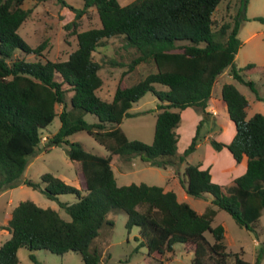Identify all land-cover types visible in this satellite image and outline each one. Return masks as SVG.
<instances>
[{
	"label": "trees",
	"instance_id": "1",
	"mask_svg": "<svg viewBox=\"0 0 264 264\" xmlns=\"http://www.w3.org/2000/svg\"><path fill=\"white\" fill-rule=\"evenodd\" d=\"M25 0H0V193L22 184L41 190L51 200L71 194L72 203L59 202L70 216L66 221L52 208H42L33 201H20L0 229L9 239L0 245V264H20L18 251L27 247L33 252L46 250L62 255L80 254L84 264H99L100 251L93 246L103 226L112 227L108 215L122 210L127 215L125 227L139 229V246L146 247L147 264H166L164 254L172 252L175 243L193 246V264H260L264 242L253 262L242 258V251H231L225 244L224 226L213 224L218 209L227 212L238 226L255 233L264 216V115L247 118L248 100L232 83H224L221 98L235 135L229 143L212 139L216 151L227 148L245 172L226 187L212 181L209 168L187 162L198 143V135L183 153H178L181 111L192 107L205 112L212 89L226 70L229 75L264 98L255 83L243 72L263 68L248 63L235 67V56L241 46L238 33L249 20V0H233V13L222 23L214 13L223 0H134L121 5L118 0H82L81 8L69 5L75 12L74 28L89 9L95 8L100 26L74 30L77 48L62 61H28L14 58L16 51L42 56L45 44L29 45L19 28L32 12L24 8ZM67 5L65 0H57ZM264 21L262 17L254 18ZM122 37V48L135 52L127 63L113 57L95 58L99 47ZM123 68L111 100L103 99L98 90L103 85L100 74L104 65ZM140 65L153 68L136 83L125 77ZM242 72V73H241ZM166 89H156L155 85ZM158 100L154 139L147 144L129 139L119 125L129 110L147 93ZM61 105V111L56 110ZM86 114L97 118L85 120ZM60 119L58 131L46 139V150L67 146L71 160L76 161L77 186L44 173L40 182L22 179L25 168L41 144L42 129ZM200 125V124H199ZM86 131L108 155H96L68 137ZM113 156L131 161L138 156L151 167L179 174L176 164L184 165L179 184L187 196L210 197L211 206L199 213L176 191L145 183L118 185L112 170ZM209 234V237L207 236ZM137 247V249H138Z\"/></svg>",
	"mask_w": 264,
	"mask_h": 264
},
{
	"label": "rangeland",
	"instance_id": "2",
	"mask_svg": "<svg viewBox=\"0 0 264 264\" xmlns=\"http://www.w3.org/2000/svg\"><path fill=\"white\" fill-rule=\"evenodd\" d=\"M121 5H126L134 0H118ZM67 5L57 0H25L24 8L32 7V12L27 20L19 28L21 37L32 47L45 44L42 56L35 54L25 55L16 51L14 58H24L28 61L52 60L62 61L68 58L69 54L77 48V39L74 30L83 31L100 26V20L95 8L89 9L79 20V26L74 28L72 22L75 20V12L69 8H81L82 0H65ZM233 13V0H223L214 13V18L218 23L229 19ZM247 17L249 18L240 28L238 38L241 46L235 56V67L243 69L248 63H254L258 67H264V21L256 20V17L264 18V0H249L247 5ZM252 32H257L255 36L248 41L245 39ZM124 40L122 37H114L107 41L105 47H99L95 52V58L100 60L104 55L113 57L124 63L129 62L135 52L122 48ZM123 68H111L104 65L100 74L103 78V85L98 90V95L106 100H111L115 87L121 76ZM153 68L148 65H140L133 72L126 75L125 80L129 85L136 83L141 77L147 75ZM242 73V72H241ZM245 79L252 80L261 97L264 98V69L261 71L253 70L243 72ZM224 83H232L248 100L247 118L255 113L264 115V102L257 100L256 95L246 85L237 82L230 75L229 71L221 74L213 89L212 94L215 98L222 100L221 88ZM156 89H166L164 86L155 85ZM158 100L153 93H147L138 102L134 103L129 110L131 116L125 117L119 125L121 130L129 139H137L147 144H151L154 139V129L156 121V107ZM59 113L61 105L56 106ZM196 109L189 107L182 113L181 122L178 131L181 133V143L179 146L187 148L194 137L198 135V142H201L199 148L190 153L186 160L191 164H198L205 159H210L206 151V142L204 137L208 133L215 135L221 134V122L219 117H202L201 123L196 122L194 115ZM85 120L94 123L97 118L92 114H86ZM201 120V119H200ZM223 123V122H222ZM60 127L59 116L56 115L51 124L42 129V140L34 156L31 157L27 167L24 170L22 179L40 182V177L44 173L64 180L66 183L77 186V171L79 164L69 158L67 146H55L48 150L44 148L46 139L55 134ZM179 135V133H178ZM212 135V136H213ZM209 136V143L213 139ZM219 142L226 141L223 136H219ZM69 142H78L83 148L93 154L106 156L108 151L99 144L86 131H78L68 137ZM208 143V144H209ZM211 145V144H209ZM212 147V145H211ZM213 148V147H212ZM214 149V148H213ZM215 150V149H214ZM228 150V149H227ZM229 151V150H228ZM207 155V156H206ZM217 166H224L223 158H218ZM221 161V162H220ZM221 163V164H220ZM178 168V167H177ZM184 165H180L179 174L183 172ZM112 170L118 185H128L131 183H145L148 185L162 186L165 189L176 191L179 198L182 199V191L179 184V174L174 173L171 168L161 169L149 166L136 156L131 161L114 159ZM59 202L72 203L75 197L71 194H63L58 197ZM30 200L42 208H52L66 221L71 218L66 211L60 207L58 201L48 199L41 190H35L27 185H20L12 189H5L0 193V224H5L10 218L11 211L20 201ZM194 209L203 212L211 203L205 197L188 196L186 200ZM108 218L112 220L113 226H103L99 231V236L94 240L95 246L101 254L99 264H147L145 261L146 247L139 246V229L133 226L128 232L125 224L127 215L122 210L112 211ZM221 223L226 231L227 237L225 244L228 250L242 251V258L248 262L255 260L256 254L264 242V216L260 218L259 230L260 240L255 239V233L246 230L237 225L235 220L225 211L218 209L213 224ZM209 237V234L207 235ZM10 234L6 230L0 229V245L9 239ZM138 247V249H137ZM29 249L22 247L18 251L20 264H84L81 256L77 252H66L57 255L46 250L33 252L35 261L30 258ZM166 264H193V246L175 243L172 252H166L163 256ZM260 264H264V256Z\"/></svg>",
	"mask_w": 264,
	"mask_h": 264
},
{
	"label": "crops",
	"instance_id": "3",
	"mask_svg": "<svg viewBox=\"0 0 264 264\" xmlns=\"http://www.w3.org/2000/svg\"><path fill=\"white\" fill-rule=\"evenodd\" d=\"M258 34L257 32H252L248 35V37L245 39V41H248L250 38ZM189 108V107H188ZM187 109V108H186ZM184 109V110H186ZM184 110L181 111V117L182 113H184ZM194 118L196 122L201 121L200 125L202 124V117H207V118H212L214 116H221L219 117V122H221V134L224 132L222 135H213L212 133H208L207 136L204 137V141L206 142V151L207 155L210 157V159H205L203 162L198 163L200 166V169H206L209 168L210 173L212 175V181L221 185H224L226 187H231L234 185V180L242 175L245 172V167L242 164H237L236 161L234 160L233 156L231 153L227 150V148H223L220 151L214 150L211 145H209V136H212L213 139L220 140L219 136H223L226 141L223 143H229L233 136L235 135V125L234 123L229 119L228 113H227V108L223 100H220L218 98H215L213 94L211 95V98L208 102V106L205 109V112H195ZM201 119V120H200ZM223 122V123H222ZM181 126L179 127L178 130H180ZM181 131V130H180ZM179 133V140L177 144V150L178 153H183L184 150L186 149L185 147H180L179 144L181 143V133ZM202 142V141H201ZM201 142L199 141L197 143L196 149L199 148L201 145ZM209 143V144H208ZM206 155V156H207ZM218 158H223L224 160V166H217L219 159ZM114 159L117 161V156H113L111 160V164H113ZM119 160V159H118ZM221 162V161H220ZM221 164V163H220ZM183 165V164H182ZM171 169V168H170ZM182 191V190H181ZM182 199L187 200L188 196L182 191ZM208 202L211 203L210 197L205 198ZM199 213H202L198 211ZM225 229V228H224ZM7 231V230H6ZM8 232V231H7ZM9 233V232H8ZM227 237L226 231H225V239Z\"/></svg>",
	"mask_w": 264,
	"mask_h": 264
},
{
	"label": "water",
	"instance_id": "4",
	"mask_svg": "<svg viewBox=\"0 0 264 264\" xmlns=\"http://www.w3.org/2000/svg\"><path fill=\"white\" fill-rule=\"evenodd\" d=\"M180 165H181V163H177V164H176V166H177L178 168L180 167Z\"/></svg>",
	"mask_w": 264,
	"mask_h": 264
}]
</instances>
